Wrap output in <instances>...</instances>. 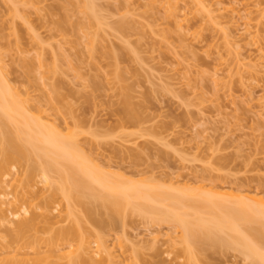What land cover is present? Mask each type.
<instances>
[{
  "label": "rangeland",
  "instance_id": "rangeland-1",
  "mask_svg": "<svg viewBox=\"0 0 264 264\" xmlns=\"http://www.w3.org/2000/svg\"><path fill=\"white\" fill-rule=\"evenodd\" d=\"M73 1L0 0V64L31 112L41 108L47 124L74 133L81 157L107 179L142 181L170 192L193 193L199 186L222 192L230 186L263 196L264 0H93L90 21L92 16L98 21L92 28ZM83 35L91 38V47ZM30 60L33 74L44 73V79L24 73ZM27 164L2 177L9 192L4 213L14 212L12 202L16 207L31 202L37 215L45 198L54 196L59 203L48 223L12 245L13 253L0 247V264L45 259L51 255L46 240L75 221L79 237L56 250L77 248L83 239L93 251L100 236L106 253L94 256L92 264L188 263L182 232L171 223L152 224L128 210L119 223L98 226L107 223L100 203L91 205L92 218L71 204L74 220L67 218L55 184L43 188L36 178L26 193ZM51 178L57 185L58 177ZM15 230L14 223L0 224V246L8 245ZM225 235L223 240L230 239ZM219 243L215 249L193 245L189 262L252 263ZM54 251L52 264L68 263L65 252ZM81 257L88 262V256Z\"/></svg>",
  "mask_w": 264,
  "mask_h": 264
},
{
  "label": "bare ground",
  "instance_id": "bare-ground-1",
  "mask_svg": "<svg viewBox=\"0 0 264 264\" xmlns=\"http://www.w3.org/2000/svg\"><path fill=\"white\" fill-rule=\"evenodd\" d=\"M74 1L72 5H76L79 15L83 16V19L88 18V24L92 28V23L96 21H94L95 16H92L91 21L89 16L93 11V0ZM82 30H84L83 25ZM87 35L89 34L87 33ZM87 35H83L84 38ZM88 41L91 47L93 43L90 42L92 41L90 37ZM33 64V60H30V63L29 61L25 62L22 66V69H25L24 73L32 80L44 79V73L39 78L34 75L35 65ZM38 68H44L40 60ZM47 72L50 71L47 70ZM6 76L5 70L0 64V224L14 223L16 229L9 235L8 245L0 246L3 247L2 249H7L4 251L5 254H11L14 251L12 245L17 246L24 235L35 230L39 223H48V213L50 214L52 207L59 203L57 199V202L54 200V196L45 198L42 206L39 207L42 212L37 215L33 211L35 208L31 202L24 201L22 209L20 207L23 204L16 207L17 205L12 202V205L10 203L9 206L14 212L7 211L11 214V219L4 213L2 207L6 202L3 198L5 199L9 192L7 193V188H5L7 186H4L6 183L2 181V177L9 172L11 167L21 165L24 161V163H28L25 179L22 181L26 193H30V190L36 186H34L36 178L40 179L39 182L43 188L49 189L55 184V187H58L55 188L54 193L57 192L60 195V201L64 202L67 218L76 220L74 214L71 215L72 212L69 211L71 204L80 206L84 214L88 218H92L90 214L93 211L91 212V209L94 210L95 207L91 208V205L100 203V207L106 211L107 223L104 222V224L100 220V225L98 223L96 225L106 227L108 223L115 224V221L119 223L126 211L130 210L144 217L145 220L148 219L147 222H152V224L171 223V226L180 229L179 232H182L181 242L185 243L187 247V264H191L189 261H192L191 258H193V245L199 244L200 247L207 245V247L215 249L219 242L220 245H224L223 247L227 246L226 248L231 247L233 250L240 251L248 262H252L251 264H264V254L259 250V245H264V195L261 196L257 191L250 195L251 191L249 190L237 188L235 190L230 186L222 188L224 189L222 192H217L213 186L207 187V190L204 186L196 187L199 193H197L198 191L194 193L196 188L194 191L192 189L193 193L185 192L187 188L184 191L172 190L170 192L162 190L161 187H153V185L147 186L148 184H146L144 186L142 181L140 185L139 182L124 184V182L111 178L107 179L108 177L102 175L97 170L98 168L92 167L88 161L81 157L75 134L69 130L63 134L55 123L47 124L43 116L44 111L41 108H37L32 113L28 106V100L20 99L18 93L8 85ZM50 106L56 111L52 99ZM129 116L127 117L131 118ZM52 174L58 177L57 185L51 178ZM76 223L77 221L72 227L59 229L47 239L46 243L50 248L51 255L45 259L35 260L32 264H52L50 258L54 257L55 254H52L54 250L59 254L65 252L63 255L67 257V264H79L80 258H84L81 257L82 255L88 256V264H92V260H95L93 258L99 257L100 254L102 257V253H106V246L104 242H101L102 237L100 236L95 238L96 249L93 251L89 249V243L83 239L80 240L77 248L73 249L70 244L67 251L55 249L59 243L79 237L80 223L78 222L77 225ZM107 226L109 227V224ZM224 235L229 236L230 239L223 240ZM10 247L11 250H9ZM16 252L18 255L26 256L24 253ZM57 257L61 258L60 255ZM20 260L8 259L4 264H25L29 261L28 259ZM81 262L87 264L84 260Z\"/></svg>",
  "mask_w": 264,
  "mask_h": 264
}]
</instances>
